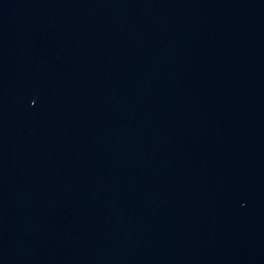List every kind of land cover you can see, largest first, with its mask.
Returning <instances> with one entry per match:
<instances>
[{
  "label": "water",
  "instance_id": "obj_1",
  "mask_svg": "<svg viewBox=\"0 0 264 264\" xmlns=\"http://www.w3.org/2000/svg\"><path fill=\"white\" fill-rule=\"evenodd\" d=\"M0 264H264V0H0Z\"/></svg>",
  "mask_w": 264,
  "mask_h": 264
}]
</instances>
